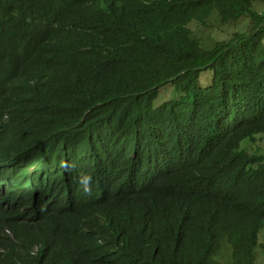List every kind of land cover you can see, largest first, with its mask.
<instances>
[{"label":"trees","instance_id":"16d2710c","mask_svg":"<svg viewBox=\"0 0 264 264\" xmlns=\"http://www.w3.org/2000/svg\"><path fill=\"white\" fill-rule=\"evenodd\" d=\"M257 4L0 0V172L35 197L0 264H264ZM213 14L247 30L207 46Z\"/></svg>","mask_w":264,"mask_h":264},{"label":"rangeland","instance_id":"374dc122","mask_svg":"<svg viewBox=\"0 0 264 264\" xmlns=\"http://www.w3.org/2000/svg\"><path fill=\"white\" fill-rule=\"evenodd\" d=\"M256 9L258 11H264V7L260 4L256 5ZM248 22H242L236 25H228L224 26L220 23L219 17L216 14H213L212 17L207 21L205 26H197L193 28L194 34L201 38L202 42L207 45H213L216 41L228 40L230 39L233 34L236 32H243L247 30ZM208 72H203V78L209 77L207 74ZM208 79V78H207ZM173 97V93L171 89H167L166 91L162 92V101L169 100ZM258 147H264V140L261 137H257V141L255 143L247 141L243 144V148L247 149L248 151H254ZM258 264H262V259L259 253L258 257Z\"/></svg>","mask_w":264,"mask_h":264},{"label":"clouds","instance_id":"9594fccd","mask_svg":"<svg viewBox=\"0 0 264 264\" xmlns=\"http://www.w3.org/2000/svg\"><path fill=\"white\" fill-rule=\"evenodd\" d=\"M28 181H19L9 179L0 172V209L14 220H24L27 218L29 208L34 205V195L31 191L22 188L21 183ZM24 188H29L23 186Z\"/></svg>","mask_w":264,"mask_h":264}]
</instances>
